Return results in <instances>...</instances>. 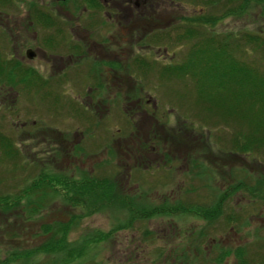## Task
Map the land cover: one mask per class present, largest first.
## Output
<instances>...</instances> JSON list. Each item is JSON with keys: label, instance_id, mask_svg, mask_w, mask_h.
I'll return each instance as SVG.
<instances>
[{"label": "rangeland", "instance_id": "obj_1", "mask_svg": "<svg viewBox=\"0 0 264 264\" xmlns=\"http://www.w3.org/2000/svg\"><path fill=\"white\" fill-rule=\"evenodd\" d=\"M45 3L9 0V21L7 10L0 8V59L6 69L15 63L33 68L42 77L26 81L51 82L59 98L45 101L43 88L38 94L34 87L24 91L0 79V138L12 140L19 150L16 163L0 149V198H19L47 171L79 180L110 179L116 194L131 198L126 201L135 214L125 201L103 204L102 212L83 216L86 211L76 208L77 202L54 197L43 204L32 227L21 219L19 207L7 213L0 209V257L38 245L35 234L41 224L80 215L70 240L85 238L94 258L88 261H95L88 264H242V259L243 264H264V194L252 197L264 186L263 152L257 160L234 152V134L245 127L210 113L213 103L198 87L201 81L202 90L209 92L214 83L157 67L158 62L174 68L187 65L195 41L183 38L186 20L199 19L200 13L221 16L223 9L202 10L187 0H152L154 10L134 26L127 15L110 18L94 3ZM32 4L57 8L60 24L29 19ZM249 7L209 29L219 41L229 37L231 47L247 34L264 38V10L254 2ZM56 28L61 34H55ZM167 29L171 38L161 41ZM154 35L156 42L151 41ZM74 44L87 48L85 57L72 50ZM254 47L241 40L235 57L264 74V52ZM28 50L34 59L27 58ZM138 55L149 63L132 64ZM95 63L101 69L91 77ZM162 70H167L164 75ZM100 83L104 88L97 96L94 89ZM225 193L229 195L218 218L204 219L203 211L213 209ZM174 205L192 211L158 215ZM107 232L108 240L103 235ZM227 250L230 255L219 263ZM50 259L43 256L40 264H50Z\"/></svg>", "mask_w": 264, "mask_h": 264}, {"label": "trees", "instance_id": "obj_2", "mask_svg": "<svg viewBox=\"0 0 264 264\" xmlns=\"http://www.w3.org/2000/svg\"><path fill=\"white\" fill-rule=\"evenodd\" d=\"M181 1V0H179ZM191 4H199L203 9L217 10L222 8L221 16L216 12L211 15L201 14V18L193 20H186V29L183 35L185 41L188 39H193L195 41L194 51H191L190 58L188 59L187 65H182L177 68L166 67L161 63H157L158 66H163V68H170V72L175 75H180L185 73L192 78L199 79L201 76L205 81H210L216 85L215 90L212 89L209 92L202 90V83L200 81L199 94L203 98L213 103L209 108L210 113L219 114L220 120L223 122H238V124L244 128V130H239L234 134V152L242 153L244 157L250 156L257 160V153L264 154V74L259 73V71L238 61L235 57V53L239 51L240 41L245 40L249 44L255 46L254 48L260 49L264 52V38H260L257 35L247 34L245 38H240V40H233V46L229 42V37L225 40H218V34L214 29H209L213 26L216 21L225 18L231 14H237L243 10H247L252 2L261 5L264 10V0H187ZM95 9H103L101 5H98L94 1ZM250 8V7H249ZM217 14V15H216ZM46 26L52 24L48 19H44ZM215 26V25H214ZM171 29H167L164 35H161L160 40H166L171 38L169 34ZM156 33V32H155ZM61 34V33H59ZM144 39V38H143ZM142 39V40H143ZM145 40V39H144ZM152 42L157 41V37L154 35L152 37ZM145 43L147 41H144ZM232 42V40H231ZM83 54L84 53H76ZM197 55V57H193ZM87 59H90L87 56ZM147 58H142V55L136 56L132 60V64L141 66L144 62H148ZM156 63V61H154ZM149 63V62H148ZM151 64V63H150ZM6 64L0 59V79L8 81L11 84L21 85V89L26 91L28 87L36 88L38 94H41V89L43 88V96L45 101L55 100L58 102L59 98L56 96V87H52L51 82L48 81H26L27 78L39 79L42 77L33 68H25L22 65L15 63L9 66V71L6 69ZM97 65L101 63H95L92 68V72L89 74L91 77L95 76L96 71L101 69ZM199 65H203L202 67ZM146 66H148L146 64ZM151 66H156L153 64ZM97 67V68H96ZM137 68V66H135ZM203 69L201 71L200 69ZM127 71L130 67L126 68ZM115 71V70H113ZM167 70H162L161 73L164 75ZM132 77V76H130ZM101 82V81H100ZM31 84V85H30ZM11 88V86H10ZM103 88L101 83L99 87L94 89L96 95H102ZM204 89V88H203ZM99 90V91H97ZM136 97L137 96V91ZM217 100V101H216ZM216 101V102H214ZM71 104V103H70ZM72 109L74 106L72 105ZM78 116H84L80 112H77ZM86 117V116H85ZM219 120V121H220ZM247 130L246 133L244 131ZM211 141V139H210ZM12 140L6 138H0V149L3 150L4 156L7 159L11 158L13 161L18 163V152L17 145L11 143ZM232 143V142H231ZM49 172V171H48ZM261 185V184H260ZM257 187V186H256ZM235 192V189H234ZM256 192L252 195L256 198L258 194H264V186H260L254 190ZM229 193L221 195L219 201L213 206V209L203 211L202 217L204 219H210L211 221L218 218L222 213V208L225 200L228 198ZM54 197H63L65 200L70 202L73 200L77 202L76 208L81 206L85 215H92L97 212H102L103 204H110L113 206L116 202H125L126 200L131 202V199L125 195H118L115 193V184L110 179H94L93 177H87L82 179H77L71 175H66L63 173H47V171H42L36 180L29 186L26 192H23L19 198L14 200L8 197L0 198V209L4 213L9 212L10 209L22 210V217L25 223L29 226H34L32 223L36 216L42 213L44 208V203L50 204ZM258 200H262L261 198ZM264 200V198H263ZM131 213L135 214L133 207L128 203ZM184 207V205H182ZM72 207V205L70 206ZM118 207V206H117ZM179 207L180 213H190L192 209ZM73 208V207H72ZM175 208V209H174ZM164 207L158 215L162 214H174L179 210L175 205ZM144 213V216L149 217L151 214ZM155 215L157 211L154 210ZM196 213L194 211L192 215ZM200 214V213H199ZM184 215V214H183ZM182 216V214L177 217ZM198 216V215H197ZM80 215H73L71 219L65 222H55L54 224H41L38 232L35 234V240H39V244L33 246L32 248L22 250V252L11 251L5 258L0 257V264H40L41 257L47 256L52 258L50 264H88L95 263L94 258L89 255L90 245L88 249L85 247V238L78 241H71L70 236L75 228H78L81 223ZM105 233V232H101ZM50 236L46 239L47 235ZM106 239L111 236V232H107ZM89 241V240H88ZM93 245L97 244L96 239L91 241ZM232 250H227L221 253L219 257V263L223 262V259L227 255H230ZM236 252V251H235ZM237 252L239 250L237 249ZM241 255L243 254L240 253ZM54 256V257H53ZM244 257V254H243ZM88 262V263H87ZM243 264V259L241 260Z\"/></svg>", "mask_w": 264, "mask_h": 264}, {"label": "flooded vegetation", "instance_id": "obj_3", "mask_svg": "<svg viewBox=\"0 0 264 264\" xmlns=\"http://www.w3.org/2000/svg\"><path fill=\"white\" fill-rule=\"evenodd\" d=\"M52 4L54 5H61V4H76L77 1H82V3H86L85 5H90L94 3V1L103 7V9H106V14L110 18H125V15L129 17L130 19L134 20L136 24L134 26H137V23L139 20L145 17H149L150 11L154 10V6L151 4L152 0H51ZM37 4V3H36ZM43 4L46 5L45 0H43ZM43 4H40L42 6L33 5L29 8L31 12L29 11V19H33L34 22L42 23L44 19H48L51 22H56L55 25L57 26L60 23H57V17L61 18L60 14H58L57 8L52 10H47ZM0 8L7 10L6 12V18L9 21V0H5L0 2ZM102 9V10H103ZM101 10V9H100ZM145 13L147 15L145 16ZM56 20V21H55ZM131 21V20H130ZM152 23V22H151ZM170 23H168L166 26L168 27ZM59 28H56L54 31H56ZM60 30V29H59ZM8 37H9V24H8ZM62 31H56L55 34L59 35ZM70 33V32H69ZM75 53H84V51L87 50L86 47H82V45L74 44L73 49ZM79 55V54H77ZM82 57H85L83 54H80ZM79 55V57H81ZM36 57V56H35ZM34 57V58H35ZM33 58V59H34ZM91 58V57H90ZM9 60V59H8ZM162 64V63H161ZM9 65V64H8Z\"/></svg>", "mask_w": 264, "mask_h": 264}, {"label": "water", "instance_id": "obj_4", "mask_svg": "<svg viewBox=\"0 0 264 264\" xmlns=\"http://www.w3.org/2000/svg\"><path fill=\"white\" fill-rule=\"evenodd\" d=\"M60 1V0H59ZM27 58L32 60L35 57V53L32 50L26 52Z\"/></svg>", "mask_w": 264, "mask_h": 264}]
</instances>
